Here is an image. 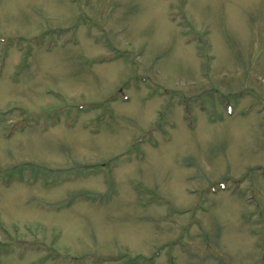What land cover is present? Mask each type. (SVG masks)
Listing matches in <instances>:
<instances>
[{"label":"rangeland","instance_id":"1","mask_svg":"<svg viewBox=\"0 0 264 264\" xmlns=\"http://www.w3.org/2000/svg\"><path fill=\"white\" fill-rule=\"evenodd\" d=\"M0 264H264V0H0Z\"/></svg>","mask_w":264,"mask_h":264},{"label":"bare ground","instance_id":"2","mask_svg":"<svg viewBox=\"0 0 264 264\" xmlns=\"http://www.w3.org/2000/svg\"><path fill=\"white\" fill-rule=\"evenodd\" d=\"M54 128H56V127H54ZM47 132H48V131H47ZM14 135H15V134H14ZM14 135L12 136V138L14 137ZM12 138H11V139H12ZM11 139H10V140H11Z\"/></svg>","mask_w":264,"mask_h":264}]
</instances>
